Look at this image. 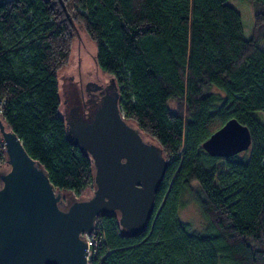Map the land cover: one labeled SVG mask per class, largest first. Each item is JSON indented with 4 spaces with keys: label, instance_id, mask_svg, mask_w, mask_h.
I'll return each instance as SVG.
<instances>
[{
    "label": "trees",
    "instance_id": "trees-1",
    "mask_svg": "<svg viewBox=\"0 0 264 264\" xmlns=\"http://www.w3.org/2000/svg\"><path fill=\"white\" fill-rule=\"evenodd\" d=\"M0 0V117L39 160L56 189L94 188L91 155L66 131L82 108L69 61L77 33L97 43L96 63L116 79L122 113L158 143L168 160L144 231L123 232L118 213H101L103 238L90 264H264V11L252 37L228 0ZM264 3V0H261ZM109 77V78H110ZM237 118L248 150L212 156L204 141ZM219 120L215 129L211 123ZM0 134V169L6 151ZM187 197L202 230L179 217Z\"/></svg>",
    "mask_w": 264,
    "mask_h": 264
},
{
    "label": "water",
    "instance_id": "water-1",
    "mask_svg": "<svg viewBox=\"0 0 264 264\" xmlns=\"http://www.w3.org/2000/svg\"><path fill=\"white\" fill-rule=\"evenodd\" d=\"M64 9L66 6L61 0ZM77 36L79 28L67 12ZM87 90L82 108L65 113L66 131L94 162L92 195L65 199L41 162L0 117L5 167L0 169V264H90L85 233L101 213H118L124 233L137 235L151 218L168 166L162 147L122 113L114 77ZM92 94L91 90H97ZM252 133L233 117L204 141L212 156L230 157L249 149Z\"/></svg>",
    "mask_w": 264,
    "mask_h": 264
},
{
    "label": "rangeland",
    "instance_id": "rangeland-1",
    "mask_svg": "<svg viewBox=\"0 0 264 264\" xmlns=\"http://www.w3.org/2000/svg\"><path fill=\"white\" fill-rule=\"evenodd\" d=\"M228 2L235 7L241 14L242 24L244 29V36L246 38L252 37L254 27V13L257 9L264 11V3L261 0H228ZM82 38L78 36L73 42L72 51L69 61L66 65L61 67L58 72L59 80V94L61 97L60 112L63 113V80L66 76H73L80 84L87 90L90 82L100 81L106 83L109 81V74L105 73L103 69L96 63L94 55L97 52V43L91 39L85 29L81 31ZM258 115L264 122V110L258 112ZM130 122L135 125L134 121ZM221 124L219 120H215L211 123V128L215 129ZM146 136V135H145ZM152 141L155 140L149 136H146ZM94 188L87 190L79 196L74 191H63L65 199L71 198L72 192H74V198H82L90 196L93 193ZM179 217L183 221L190 222L195 229L202 230L206 224V219L201 213L200 208L193 199L187 197L186 203L179 209Z\"/></svg>",
    "mask_w": 264,
    "mask_h": 264
},
{
    "label": "built area",
    "instance_id": "built-area-1",
    "mask_svg": "<svg viewBox=\"0 0 264 264\" xmlns=\"http://www.w3.org/2000/svg\"><path fill=\"white\" fill-rule=\"evenodd\" d=\"M5 103V98L0 97V104ZM3 147L5 148V144L3 142ZM103 222L101 217L98 215L95 219V228L90 235L84 234L88 244H89V255L88 259L90 260L91 256L97 253V247L102 242L105 241L103 238Z\"/></svg>",
    "mask_w": 264,
    "mask_h": 264
},
{
    "label": "flooded vegetation",
    "instance_id": "flooded-vegetation-1",
    "mask_svg": "<svg viewBox=\"0 0 264 264\" xmlns=\"http://www.w3.org/2000/svg\"><path fill=\"white\" fill-rule=\"evenodd\" d=\"M97 83L98 84H96V83H91V85H90V87H94V86H96V87H98V88H101L102 86L101 85H104L105 83H102V82H100V81H97ZM92 94L94 93V94H97L98 92H99V89H97V90H91L90 91ZM85 98H87V92L85 91V96H84Z\"/></svg>",
    "mask_w": 264,
    "mask_h": 264
}]
</instances>
